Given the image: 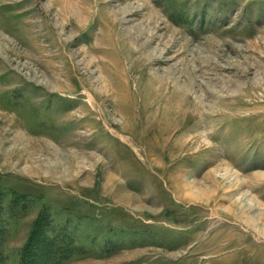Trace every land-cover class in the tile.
Wrapping results in <instances>:
<instances>
[{"label": "rangeland", "instance_id": "rangeland-1", "mask_svg": "<svg viewBox=\"0 0 264 264\" xmlns=\"http://www.w3.org/2000/svg\"><path fill=\"white\" fill-rule=\"evenodd\" d=\"M0 264H264V0H0Z\"/></svg>", "mask_w": 264, "mask_h": 264}, {"label": "bare ground", "instance_id": "bare-ground-1", "mask_svg": "<svg viewBox=\"0 0 264 264\" xmlns=\"http://www.w3.org/2000/svg\"><path fill=\"white\" fill-rule=\"evenodd\" d=\"M182 111V110H181ZM174 116V115H173ZM169 128V127H168ZM54 257V256H53ZM50 259V258H49Z\"/></svg>", "mask_w": 264, "mask_h": 264}]
</instances>
